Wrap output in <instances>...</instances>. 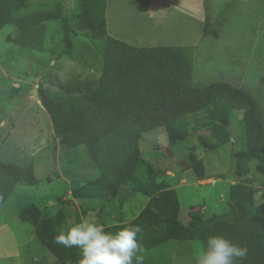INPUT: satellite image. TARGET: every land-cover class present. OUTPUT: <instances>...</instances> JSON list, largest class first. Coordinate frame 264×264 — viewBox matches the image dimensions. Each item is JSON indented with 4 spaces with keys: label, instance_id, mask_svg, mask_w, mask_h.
Returning a JSON list of instances; mask_svg holds the SVG:
<instances>
[{
    "label": "rangeland",
    "instance_id": "obj_1",
    "mask_svg": "<svg viewBox=\"0 0 264 264\" xmlns=\"http://www.w3.org/2000/svg\"><path fill=\"white\" fill-rule=\"evenodd\" d=\"M30 2L40 8L57 6L65 16L75 5V0ZM106 2L110 36L136 47L192 46L194 87L229 83L257 101L264 115V0ZM63 25V20L51 21L38 50L20 49L7 41L16 35V26L7 24L0 30V161L19 167L32 163L38 179L34 185L18 181L0 205V264H62L37 239L32 225L19 218L24 206L47 207L51 214L64 208L68 223L79 218L109 227L136 218L151 197L126 186L114 196L104 193L93 198L81 192L75 196L74 189L96 178L98 170L83 144L73 148L61 144L41 96L46 88L85 94V81L98 77L100 68L88 70L81 65L94 61L90 55L102 41L81 32L65 34ZM204 28L210 30L203 32ZM49 66L54 68L52 74L38 72ZM34 71L40 80L34 78ZM242 114L243 110L234 113L226 142L215 149L200 145L197 132L201 129L180 145L170 143L164 126L141 135V154L153 166L157 180L175 189L184 223L191 206H197L203 218H227L231 189L238 185L247 186L254 205L264 211V172L256 169V161L248 163L245 174L235 173L242 137L237 120ZM202 247L200 239H171L145 250L144 257L159 264H194Z\"/></svg>",
    "mask_w": 264,
    "mask_h": 264
},
{
    "label": "trees",
    "instance_id": "obj_2",
    "mask_svg": "<svg viewBox=\"0 0 264 264\" xmlns=\"http://www.w3.org/2000/svg\"><path fill=\"white\" fill-rule=\"evenodd\" d=\"M30 1L0 0V30L7 24L16 26V35L7 41L20 49L42 48L49 23L57 19L64 21L65 34L81 32L102 41L100 49L90 55L94 61H89L99 65V76L85 81V94L46 88L41 96L61 144L68 148L83 144L98 170L96 178L74 189L75 196L80 192L93 198L104 193L114 196L120 187H132L151 196L131 220L141 228L145 250L171 239H200L204 244L207 235L222 233L248 247L242 264H264V211L254 205L247 186H232L227 218L206 219L197 206H191L184 223L179 218L175 189L157 180L139 148L143 133L164 126L172 144L188 141L201 129L197 132L200 145L215 149L226 142L234 113L243 110L237 120L242 137L235 154V173L245 174L251 160L264 172V115L257 101L226 82L194 87L192 46L136 47L110 36L106 31V0H75L68 16L57 6L40 8ZM209 30L204 28L203 32ZM20 180L29 185L38 182L32 163L19 167L0 161V205ZM18 216L32 225L37 239L62 264H78L79 250L56 244L54 237L61 228L81 222L79 218L68 223L64 208L51 214L47 207L39 209L33 203L22 207ZM127 223L105 228L116 230ZM143 264L159 263L144 257Z\"/></svg>",
    "mask_w": 264,
    "mask_h": 264
},
{
    "label": "clouds",
    "instance_id": "obj_3",
    "mask_svg": "<svg viewBox=\"0 0 264 264\" xmlns=\"http://www.w3.org/2000/svg\"><path fill=\"white\" fill-rule=\"evenodd\" d=\"M132 219L116 230H107L99 221L74 222L61 228L54 242L78 249V264H143L145 248L141 228L132 223ZM247 256L246 245L222 233H212L206 236L195 264H242Z\"/></svg>",
    "mask_w": 264,
    "mask_h": 264
},
{
    "label": "crops",
    "instance_id": "obj_4",
    "mask_svg": "<svg viewBox=\"0 0 264 264\" xmlns=\"http://www.w3.org/2000/svg\"><path fill=\"white\" fill-rule=\"evenodd\" d=\"M106 6H107V2H106ZM105 14H106V11H105ZM53 62H54V61H53ZM38 65L40 66V64H38ZM80 65H81V64H80ZM81 66H82L83 68H85V69H88V70H94L95 68L98 69V66H99V65H98V64L89 63V64H86L85 66H83V65H81ZM37 70H38V69H37ZM53 71H54V68H53L52 66H49V67H47V68H46V67H43V68L41 67V69H40L38 72L42 73V75H46L45 72H48V73L50 72V73L52 74ZM3 73H4L5 75H7V72H4V71H3ZM48 73H47V74H48ZM77 74H78V73H77ZM33 75H34V78L37 77V79L40 80V78H39L40 76H38V75L35 73V71H34ZM8 77H10V76H8ZM32 77H33V76H32ZM29 78H30V77H29ZM93 78H94V77H93ZM88 79H91V78H87V80H88ZM57 150H58V147H57Z\"/></svg>",
    "mask_w": 264,
    "mask_h": 264
},
{
    "label": "water",
    "instance_id": "obj_5",
    "mask_svg": "<svg viewBox=\"0 0 264 264\" xmlns=\"http://www.w3.org/2000/svg\"><path fill=\"white\" fill-rule=\"evenodd\" d=\"M29 93H30V94H33L35 97L37 96V95H36V92H35L34 90H30Z\"/></svg>",
    "mask_w": 264,
    "mask_h": 264
}]
</instances>
